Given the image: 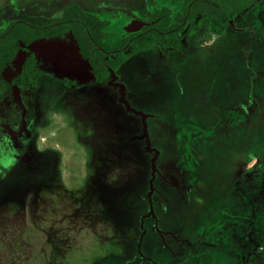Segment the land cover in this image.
Returning <instances> with one entry per match:
<instances>
[{"label":"rangeland","instance_id":"obj_1","mask_svg":"<svg viewBox=\"0 0 264 264\" xmlns=\"http://www.w3.org/2000/svg\"><path fill=\"white\" fill-rule=\"evenodd\" d=\"M68 5L116 21L181 0H0V33ZM128 20V19H125ZM212 35L156 44L95 82L71 33L0 90V264H264V0ZM251 165V168H249Z\"/></svg>","mask_w":264,"mask_h":264},{"label":"trees","instance_id":"obj_2","mask_svg":"<svg viewBox=\"0 0 264 264\" xmlns=\"http://www.w3.org/2000/svg\"><path fill=\"white\" fill-rule=\"evenodd\" d=\"M262 1L181 0L180 14H173L168 6L154 7L152 9L154 22L143 28L144 30L151 28L149 32L138 36L135 33L130 34L115 44L106 41L105 29L110 24L109 20L85 11L77 5L66 7L61 18L51 20L42 26L33 27L22 22H12L0 33V90L4 71L12 65L20 51L27 53V56L20 63L16 82L21 84L26 81L27 84H33L36 80L40 70L37 69V58L29 48L34 41L62 37L66 32H70L78 54L89 65L93 79L96 82H104L130 55L151 49L155 41L178 48L184 26L198 15L205 18L212 35H220L228 18L256 7ZM127 48L131 49L129 53H125Z\"/></svg>","mask_w":264,"mask_h":264},{"label":"flooded vegetation","instance_id":"obj_3","mask_svg":"<svg viewBox=\"0 0 264 264\" xmlns=\"http://www.w3.org/2000/svg\"><path fill=\"white\" fill-rule=\"evenodd\" d=\"M261 3V2H260ZM68 6H71V5H68ZM68 6H66V7H68ZM78 6V5H77ZM162 6H164V5H162ZM162 6H152L151 7V9H150V19L149 20H142V19H140V18H124L123 20H122V22H121V24H124V25H121V26H123L122 27V31H123V34L120 36V37H118V39L116 40V42L117 41H119L121 38H123V37H125V36H128V35H130V34H137V36L138 35H141V34H143V33H146V32H149L150 30H151V28H148V29H146V30H144L143 28L144 27H146V26H150L154 21L152 20V9L154 8V7H162ZM65 7V8H66ZM80 7V6H79ZM257 7V6H256ZM65 8H64V10H65ZM81 8V7H80ZM171 8V7H170ZM255 8V7H254ZM81 9H83V8H81ZM172 9V8H171ZM64 10H63V12H62V15L61 16H59V17H55V18H53V19H50V20H48L47 22H45V23H43V24H40V25H37V26H42V25H44V24H47L49 21H51V20H55V19H58V18H61L62 16H63V14H64ZM83 10H85V9H83ZM85 11H88V12H91V13H94V14H97V15H99V16H101V17H103V18H105V19H108L109 20V22H110V24L106 27V29L107 28H109L110 26H112V24L116 21L113 17L112 18H109V17H107V16H104V15H101L100 14V12H94V11H90V10H85ZM181 13V12H180ZM179 13V14H180ZM174 14V13H173ZM237 15V14H236ZM199 16H202V15H198L197 17H199ZM197 17H195V18H197ZM232 17H234V16H232ZM194 18V19H195ZM125 19H128V20H125ZM193 19V20H194ZM134 21H139V22H143V23H147V24H145V25H143V26H141L137 31H133V32H126L125 31V27L127 26V24H129V23H131V22H134ZM192 21V20H191ZM190 21V22H191ZM190 22H187L186 23V25L184 26V28H183V30H182V36H183V31H184V29L188 26V24L190 23ZM28 25V24H27ZM33 27H35V26H33ZM106 29H105V33H106ZM66 33H68V32H66ZM65 33V34H66ZM70 33V32H69ZM64 34V35H65ZM107 35V34H106ZM221 35V34H220ZM182 36H181V39H182ZM217 36H219V35H217ZM55 37H59V36H55ZM62 37H64V36H62ZM61 37V38H62ZM107 38V37H106ZM181 39H180V42H181ZM108 42V41H107ZM116 42H114V43H110V42H108L109 44H115ZM156 44H161V43H159L158 41H155L154 43H153V46H152V48L151 49H149V50H143V51H139V52H136V53H134V54H132V55H130L124 62H122L121 64H120V66L118 67V69L121 67V65L123 66L124 65V63H126L127 61H129L130 60V58L131 57H133L134 55H137V54H139V53H147V52H149V51H151V50H153L154 49V46L156 45ZM162 45V44H161ZM162 46H165V45H162ZM165 47H170V46H165ZM172 48H174V47H172ZM175 49H177V48H175ZM20 51V50H19ZM131 51V49L130 48H127L126 50H125V53H129ZM19 53V52H18ZM25 56H27V53H26V55ZM37 65V64H36ZM12 66V65H11ZM10 67V66H9ZM8 67V68H9ZM37 67H38V65H37ZM38 69V68H37ZM118 69L115 71V72H111V73H116L117 71H118ZM110 73V74H111ZM4 75V74H3ZM3 75H2V77H3ZM39 76H41V74H39L38 76H37V78L39 77ZM110 76V75H109ZM36 78V79H37ZM109 78V77H108ZM108 78L104 81V82H106L107 80H108ZM16 76H15V78H13V80H12V84H14L20 91H22V90H27V89H29V87L31 86V84H27L26 83V81H23L21 84H20V82H16ZM96 82V81H95ZM3 83H4V81L2 82V85H3ZM98 83H103V82H98ZM33 84H35V83H33ZM2 85H1V87H2ZM25 85H27V86H25Z\"/></svg>","mask_w":264,"mask_h":264},{"label":"water","instance_id":"obj_4","mask_svg":"<svg viewBox=\"0 0 264 264\" xmlns=\"http://www.w3.org/2000/svg\"><path fill=\"white\" fill-rule=\"evenodd\" d=\"M147 23H143V22H139V21H134V22H131L129 24H127V26L125 27V31L126 32H133V31H137L141 26L145 25ZM40 41H47V40H40ZM45 43V42H44ZM76 44V43H75ZM76 49H77V46H76ZM78 53V51H77ZM79 55V54H78ZM80 56V55H79ZM81 58V57H80ZM82 59V58H81ZM83 60V59H82ZM86 63L87 61L84 60ZM88 64V63H87ZM91 74V72H90ZM92 75V74H91Z\"/></svg>","mask_w":264,"mask_h":264},{"label":"clouds","instance_id":"obj_5","mask_svg":"<svg viewBox=\"0 0 264 264\" xmlns=\"http://www.w3.org/2000/svg\"><path fill=\"white\" fill-rule=\"evenodd\" d=\"M249 168H251V165H249Z\"/></svg>","mask_w":264,"mask_h":264}]
</instances>
